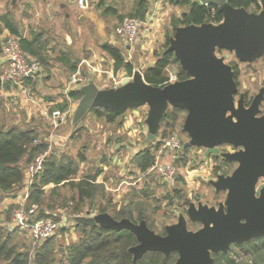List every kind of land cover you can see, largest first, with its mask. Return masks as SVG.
I'll return each mask as SVG.
<instances>
[{
  "label": "water",
  "instance_id": "water-1",
  "mask_svg": "<svg viewBox=\"0 0 264 264\" xmlns=\"http://www.w3.org/2000/svg\"><path fill=\"white\" fill-rule=\"evenodd\" d=\"M196 1L216 7L222 19L178 26L169 37L165 51L187 78L155 86L136 69L131 76L124 74L115 87L98 88L87 74L84 83L76 82L81 96L71 118L73 129L95 108L121 115L146 107L143 124L147 141L153 142L162 118L170 109L178 110L185 113L182 129L188 140L183 149L202 148L205 156L217 155L236 164L230 173L209 180L215 193H225L223 202L208 206L186 198L184 214L165 225L163 234L151 230L144 219L116 220L108 212L71 218L77 225L129 231L136 240L127 250L132 261L146 253H175L174 264H214L213 254H226L234 244L264 237V80L246 105L228 63L230 56L252 63L264 55V0H259L257 12L233 7L229 0ZM221 145L235 150L221 151ZM188 223L199 227L188 229Z\"/></svg>",
  "mask_w": 264,
  "mask_h": 264
},
{
  "label": "rangeland",
  "instance_id": "rangeland-1",
  "mask_svg": "<svg viewBox=\"0 0 264 264\" xmlns=\"http://www.w3.org/2000/svg\"><path fill=\"white\" fill-rule=\"evenodd\" d=\"M137 1L138 0H98L97 5V0H87V9L78 10L81 20L79 23L80 26H78L79 28L76 26H69L68 28L69 32L73 33L72 37L74 41L71 45H66L61 38H56L57 40L55 39V42H53L54 45H48V41H45L47 45H44V42L41 41V45L36 48L38 56H29L28 58L39 63L42 73L44 69L43 65L46 63L42 62L39 56L47 60L48 66L54 65V60H57L59 57L67 58L71 62H75L77 71L74 74H76L75 77L80 79L81 83L86 81L85 74L88 76L92 74L99 88L115 87L120 80L116 77L112 78L107 73L109 70V57L103 52V43L108 45L116 44L122 53L125 54L127 43L121 42L120 39L116 37L114 29H116L115 27L120 24L123 18L131 17L130 14L133 13ZM24 7L25 6L22 4H18V9L20 11ZM14 12L9 14V18L13 24H16L18 31H21L22 28L25 29L28 20H30L32 15H35L25 11H21L19 14ZM154 19L158 20L159 18L156 17ZM166 21H169V19ZM162 29L164 36L171 32V27L166 28L163 26ZM51 34L52 31L47 30V35L53 38ZM50 41H52V39H50ZM162 45L163 44L158 43L157 40L154 41V46L152 48L155 55L161 51ZM62 48L63 51H61ZM88 48L95 53L92 58V53ZM133 52L135 53L136 51L134 50ZM83 59H90V66L83 62ZM233 62L237 64L238 67V94L244 93L246 99H251L253 95L258 92L261 82L264 80V55L252 63H242L237 61L233 56H230L228 58V63L232 64ZM92 67H95V70H93ZM177 67L178 64L176 62L168 67V70L172 72ZM92 76L89 77L92 78ZM97 76L99 77L97 78ZM35 84L36 81L31 84H28V82L25 84L23 83L20 86L14 84L15 87L12 85V88H10L9 85H4L0 88V124L6 128L15 127L19 130L30 129L32 126H35V128H38L36 129L38 131L36 134L38 138L40 135L47 137L49 132V134H59V131H66L72 127L71 118L73 112L70 113L67 118V126L65 129L58 128L59 131L57 129V132L52 125L47 124V119V121H42L40 119L39 113L31 115V113L28 112L29 109H27L24 100L32 95ZM21 88L26 89L27 94L25 93V96H21L16 92L18 89L22 90ZM58 88L61 89V85H59ZM77 102L78 100H74V109ZM74 109L72 111H74ZM261 112L264 113L263 104L261 105ZM131 113H133V109H128L123 114L119 115L113 122L107 123L104 119L97 117L90 111L79 123L78 127L80 131L77 135H74L75 129L72 127L73 135L70 139L49 140L50 147L37 153L40 154L46 151V156L52 153L55 155L58 162H61L64 158L71 160L77 170L74 180L86 174H93L95 169L103 168V166L106 167V172L102 175V178L106 186L108 188L112 186L113 190L106 189L105 185H103V189L100 190L99 188L98 195L93 200L83 201L79 215H85L88 212L89 214L97 213L94 211H98L102 207H104L109 214H114V212L118 211L122 206H124V208L130 206V209H135L136 212L138 209L139 211H143L147 223L153 231L162 234L164 232L163 228L167 223L171 224L176 222V215L179 213L184 214L186 198L195 204L201 202L208 206H217L219 202H223L225 193H215L214 188L209 184V180L215 179V176L219 173L221 169L220 166H223V162L219 156V158H215L214 155L205 156V151L202 148L192 147L184 151L183 144L188 140L186 133L182 129L184 112H181L182 115H177V117L170 122V127L165 130L166 137L163 138H173L175 142L179 144L178 149H166L162 142L158 143V141L161 140V134H159V132L156 133L153 142L147 141L146 129H140V124L136 125L138 128L136 132H126L124 130L123 133L121 121L131 115ZM135 113L137 118L144 117V114L140 113V111H135ZM106 125L109 126L107 127ZM160 130L163 131V129ZM122 143L124 147H126L123 150L120 146ZM146 149L149 154L153 156L152 164L155 162H157L158 165L170 164L175 168L174 180L164 185L158 178L156 180L157 182L152 183L148 187V194L146 196L141 195L143 197H140V193L133 192L139 199L132 198L133 193L132 191H126V185L124 186V192L119 189L114 190V188L119 185L121 176L124 181L129 180L130 176H136V162L141 159V155ZM219 149L222 151L229 148L220 146ZM115 152L118 153V157L116 156L117 159L114 163L112 157H114ZM79 154L83 155L82 160H80ZM102 154L106 155V157L104 156L106 159L101 160ZM22 165H25L24 160ZM235 166L236 164L233 163L226 168L229 171L231 168H235ZM129 172H133V174ZM149 176H153L156 179L154 174ZM145 178L148 177L145 176ZM124 181L122 185H124ZM41 192L39 196H37L35 191H33V193L31 192V195L29 193L30 199L28 200L23 199V195H19L20 192L16 190L5 193L0 191V224L8 227V229L13 232L12 238L14 242L19 243V250L28 254L27 264H34V255L37 251H41L39 247L45 238L36 240L30 233L13 228V216L17 209L23 207L28 208L36 204L37 216L49 218L56 224V229H54L52 234L48 237L51 242L53 264H67L65 252L68 246L77 242L80 238L79 231L75 230L71 221V218L76 216L72 212L76 201L75 190L69 184L65 183L55 189L53 184L45 185L42 187ZM176 192L180 193V198L176 196ZM118 193H120V196H115ZM122 196H124V199ZM115 198L118 199L117 201L120 205L114 203ZM128 200H133V204L128 205ZM168 201H172L173 204L168 205ZM135 216L136 213L134 212L133 217ZM198 227V224H188V229L191 230H195ZM232 249L233 252L231 253H239L236 247L233 246ZM239 257L243 258V253L240 252ZM241 264H244V262ZM258 264H264V262H259Z\"/></svg>",
  "mask_w": 264,
  "mask_h": 264
},
{
  "label": "trees",
  "instance_id": "trees-1",
  "mask_svg": "<svg viewBox=\"0 0 264 264\" xmlns=\"http://www.w3.org/2000/svg\"><path fill=\"white\" fill-rule=\"evenodd\" d=\"M165 1L171 6L185 7L186 11L177 18L171 17L170 34L165 35L161 51L155 55L156 58L154 63L142 73L144 81L155 86H163L169 83L171 77H173V81L187 78L186 73L181 70L179 66L172 72L168 70V67L176 63L173 55L165 51L169 44V37L172 36L175 28L189 24L199 25L204 22L205 19L212 20L216 23L222 19V14L216 7L211 5H201L196 0ZM228 2L233 7H243L251 12H257L260 9L259 0H229ZM146 13L147 5L145 4V1L138 0L134 6L133 13L130 15L131 17L144 19ZM6 26L13 37L19 38L20 46L27 57L28 55L33 57L38 56L35 47V43H38L37 38L29 40L21 37L9 23L6 22ZM104 51L113 60L114 75H118L121 70H124L128 76L132 75L133 68L130 63L125 62L123 54L119 48L107 44L104 47ZM39 59L42 62L46 61L45 58L40 56ZM58 61L66 65L72 74L77 71L75 62H71L64 57H59ZM231 66L234 72V79L236 84H238L237 64L233 62ZM27 80L24 82L27 83ZM69 96L73 99H78L81 95L79 91H72L69 92ZM250 100L251 99H246L245 95L246 105ZM91 111L97 117L104 119L107 123H111L119 117V115L103 108H95ZM177 115H182L181 111L171 109L162 118L157 130V132L161 134V140L166 137L165 130L170 127V122L173 121ZM183 116H185V113ZM160 129H163V131ZM79 131V127L76 128L74 135H77ZM161 140H159L158 143L161 142ZM46 148L47 143L41 141L34 130H19L15 127L6 128L0 124V191L5 193L16 190L18 187H22V183L24 182L25 165H20V163L23 160L25 164L30 163L37 153L44 151ZM78 156L80 160L83 159L82 154H79ZM46 157L47 158L43 164V170L41 174L36 176L32 184L33 189L31 192L33 193V191H35L37 196H39L42 193V187L45 185L53 184L55 189L56 187L67 183L76 192V201L72 212L74 215H78L83 201L93 200L98 195L99 188L100 190L103 189V185L96 182L98 171L93 174L83 175L74 180L77 170L71 160L64 158L61 162H58L55 155L52 153ZM214 157L217 158L218 156L214 155ZM152 160L153 156L149 154L146 149L141 155V159L138 160L137 167L140 171H145L152 164ZM221 161L224 160L221 159ZM147 194V191L142 192V195L144 196ZM30 195L27 197L28 200L30 199ZM176 196L178 198L181 197L179 192H176ZM132 204L133 202L128 205ZM172 204V201H168V205ZM97 212H106V209L102 207ZM134 212L136 213L135 217H133ZM111 216L116 220L127 218L134 223L144 219L147 226L153 230L147 223L145 214L143 211H139V209L136 212L135 209H130V206L128 208L122 206L118 211H115L114 214H111ZM73 225L74 228L79 231L80 238L77 242L68 246L67 251L65 252V260L67 264H174L175 262V253H171L167 256L159 253H146L136 261H132V254L127 250L129 247L136 244V240L134 235L129 231L122 230L116 232L109 228L99 227L98 225L94 227L77 224ZM12 234L13 232L8 229V227L0 224V264H27L28 254L19 250V243L13 241ZM233 246L238 249L239 253H231L233 252ZM39 249H41V251L35 253L33 263L53 264L54 261L52 258L50 238H45ZM240 252L243 253V258L240 260L234 259V255L239 256ZM212 257L214 264H241L242 262H244V264H258L259 262H264V237L243 244H234L226 254L217 253L213 254Z\"/></svg>",
  "mask_w": 264,
  "mask_h": 264
},
{
  "label": "crops",
  "instance_id": "crops-1",
  "mask_svg": "<svg viewBox=\"0 0 264 264\" xmlns=\"http://www.w3.org/2000/svg\"><path fill=\"white\" fill-rule=\"evenodd\" d=\"M144 1H145V4L147 5V13L145 17L150 18V20H148L147 18L146 20L144 19L145 21L144 27L147 30L140 29L138 37L132 43L128 44V42H126L124 38H121L118 35H116L115 29H114V34L116 35V37H118L121 42L127 43L125 54L122 53V51L120 50L121 53L123 54L125 62H128L131 64L133 71L138 69L140 70L141 73H143L155 61L156 57H155V53L152 48L154 46V41L157 40L158 43L160 44H163L164 42L165 36H164L162 27L163 26H165L166 28L170 27L171 17L174 15L173 17L177 18L183 12L186 11L185 7L171 6L167 4L165 0H144ZM18 4L19 5L22 4L23 6H25L21 11L35 14L31 16L30 20H28L26 28L25 29L22 28L21 31H18V29L16 28V24H13L11 19L9 18L10 13H13L15 11L14 13L19 14L21 12L18 9ZM97 5H98V0H97ZM87 7H88L87 0H85V4L83 8H80L78 6L77 0H0V73L3 72V70L6 67V61L2 54V45L4 43V40L7 37H11V36L13 37V35L10 34L8 27L6 26V22L9 23L17 31L19 36L27 38L29 40L32 38H37L38 43L34 42L36 48L41 45V41L44 42V45H47L45 41L49 42L48 45H54L53 42H55L54 40L56 38L57 39L61 38L62 41H64V43L69 46L73 43L74 40L72 37L73 33L69 32L68 28L69 26H72V27L76 26L77 28H79L78 26H80L79 23L81 20H80L78 10H84V9H87ZM156 17H158L159 19L158 20L154 19ZM168 19L169 21H166ZM47 30L52 31L51 35L53 38L47 35ZM50 39H52V41H50ZM106 45H107L106 43H103V52H105L104 47ZM113 46L119 48L116 44ZM89 50L92 53L91 55V58H92L93 54L95 55V53H93L91 49ZM134 50L136 51L135 53L133 52ZM61 51H63V48L61 49ZM29 56L30 55H28V57ZM30 57H33V56H30ZM90 59H87V60L83 59V62L87 63L90 66ZM46 61H45L46 64L43 65L44 66L43 73L39 70L40 73L38 72V74L33 79L27 80L28 84H31L32 82H35V81H36V84H35V88H33L32 95L24 101H25V105L27 109H29L28 112L31 113V115H35L39 113L40 114L39 117L42 121L46 119L49 121L48 122L46 120L48 125H52L49 120L50 113L54 109L61 110L63 114L62 119L58 121V125L56 127L52 126L54 129H56V132H57L58 128L65 129V127L67 126L66 125L67 118L70 115V113L73 112L72 110L74 109V104H73L74 100L79 99V98L73 99L72 97H70L69 92L78 91L79 85L76 82L75 83L71 82V79L74 73L72 74L69 71L68 67L64 65L63 63L59 62L58 59L54 60L55 61L53 62L54 65H50V66H48V62ZM92 68L93 70H95V67H92ZM108 68L109 70L107 71V73L112 78L116 77L118 80H121L123 75L126 74L124 70H121L118 73V75H114L113 60L110 57H109V67ZM89 76H92V74H90ZM98 77L99 76H97V78ZM92 78H93L95 85L99 88V85L96 82V79L93 76ZM25 82L23 83L25 84ZM14 84L20 86L19 84H16V83H10V82L1 80L0 88H2L4 85H9L10 88H12V85L15 87ZM59 85H61V89L58 88ZM21 89L22 90L18 89V91L16 92L19 93L21 96H25V93L27 94L26 89L24 88H21ZM135 111H140V113L144 114V117L146 115V110L143 107L136 108L135 110L133 109V113H131V115H129L128 117L124 118L123 121H121V126L123 127V133H124V130L126 132H130V131L136 132L138 130L136 125H139V124H140V127H139L140 129H144V128L146 129L145 125L143 124L144 117L137 118ZM106 126L108 127L109 125H106ZM30 129L34 130L36 134L38 133V131L36 130L38 128H35V126H32V128ZM49 133L47 137H44V135L39 136V139L41 141H44L47 143V147L49 146V140L54 141L56 139H60V140L70 139L73 135L72 134L73 129L72 127H70L66 131H59V134L55 133L56 135L52 133L49 134ZM120 146L122 147V150L126 148L124 147L123 143ZM117 155L118 153L115 152L114 157H112L114 160V163L116 162ZM104 156L106 157L105 154L101 155L102 157L101 160L106 159ZM22 163L20 165H22ZM30 163L25 164V170ZM137 164L138 162H136L135 167H137ZM97 171H98V176L96 177V182L102 185H105L106 189H112L113 188L112 186H110L111 188H108L106 186L105 181L102 178V175H104L106 172V167L103 166V168H99L97 170L95 169L94 172H97ZM142 172L143 171H140L139 168L137 167V170L135 171L136 176L135 177L130 176L129 180L127 181H124L121 176L120 178L121 181L119 182V185H117V187L114 188V190L119 189L124 192V186L126 185L125 186L127 187L126 191H132V193L133 192L140 193V197H143L141 196L142 192L148 191V187L152 183L157 182L156 181L157 178L155 179V177L153 176H146L148 178H145V176H142L138 180V176L142 174ZM129 173L133 174V172H129ZM123 181H124V185H122ZM26 183L27 181H26V178L24 177V182L22 183V187H18L16 189L17 192H20L19 195L21 194L23 195V199H25L26 195L29 196V193H31L33 189L32 186L31 188H29V186ZM162 184L165 185L164 182H162ZM135 193L132 194V198L139 199V197ZM75 195H76V192H75ZM115 196L117 197L120 196V193L116 194ZM122 197L124 199V196ZM117 200L118 199L115 198L114 203L120 205V203ZM127 202L131 203L133 202V200H128ZM94 212H97V211H94ZM75 230L77 229L75 228Z\"/></svg>",
  "mask_w": 264,
  "mask_h": 264
},
{
  "label": "built area",
  "instance_id": "built-area-1",
  "mask_svg": "<svg viewBox=\"0 0 264 264\" xmlns=\"http://www.w3.org/2000/svg\"><path fill=\"white\" fill-rule=\"evenodd\" d=\"M77 4L80 8L84 7L85 0H77ZM147 17L144 19L146 20ZM144 19L137 17H126L123 18L120 24L116 27L115 33L128 43H132L138 36L140 29H145ZM150 20V18H147ZM213 23H216L210 20ZM147 30V29H145ZM218 55L224 54V51H217ZM2 54L6 61V67L3 72L0 73V79L7 82L16 84H23L27 79H33L39 72L40 66L37 61L30 60L23 52L19 38L7 37L2 45ZM76 74L72 76L71 82L75 83L80 81ZM173 81V77L170 78L169 82ZM146 110V107H143ZM63 114L61 110L54 109L49 116L50 123L53 127L58 125V121L62 119ZM164 148L166 149H178L179 144L175 142L173 138L162 139ZM50 145L48 146V148ZM47 152L36 155L31 163L27 166L24 177L26 178L27 185L31 188L36 176L41 174L43 170V164L46 158ZM221 169L218 174L227 173V166L223 164L220 166ZM175 168L170 164H160L157 162L151 164L145 171L138 176V180L142 176H149L154 174L156 178L165 183H171L175 178ZM28 195L25 196V199ZM37 205L33 204L28 208H20L14 212L13 222L15 229L22 232H28L36 240L48 238L54 229L56 224L49 218H41L36 214ZM234 256V259L240 260L242 257Z\"/></svg>",
  "mask_w": 264,
  "mask_h": 264
},
{
  "label": "flooded vegetation",
  "instance_id": "flooded-vegetation-1",
  "mask_svg": "<svg viewBox=\"0 0 264 264\" xmlns=\"http://www.w3.org/2000/svg\"><path fill=\"white\" fill-rule=\"evenodd\" d=\"M248 105V104H247ZM221 146H224V147H228L229 149H227V150H222V151H227V152H233L234 150H235V148H233L232 146H230V145H221ZM220 148V147H219ZM223 162V164L224 165H226L227 167L228 166H230V163H227V162H225V161H222ZM233 164V163H232ZM232 171V168H231V170H227V173L226 172H223V174H228V173H230ZM189 224V223H188ZM196 225V224H195ZM163 234V233H162Z\"/></svg>",
  "mask_w": 264,
  "mask_h": 264
}]
</instances>
